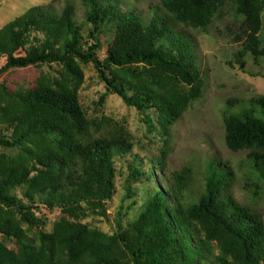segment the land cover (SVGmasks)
Wrapping results in <instances>:
<instances>
[{
    "label": "trees",
    "instance_id": "obj_1",
    "mask_svg": "<svg viewBox=\"0 0 264 264\" xmlns=\"http://www.w3.org/2000/svg\"><path fill=\"white\" fill-rule=\"evenodd\" d=\"M137 1L52 0L0 28V77L48 69L28 87L0 81V264H264V218L233 199L229 167L214 158L194 199L192 169L165 170L166 147L147 172L131 169L125 199L133 184L155 177L154 166L165 186H157L127 228L122 208L111 235L81 223L89 216L108 219L114 158L129 154L134 143L124 123L82 106L84 67L91 65L105 86L97 109L113 94L143 113L148 133L154 126L147 113L155 114L168 137V127L203 91L190 31L206 32L231 13L239 23L233 57L239 69L244 59L254 65L264 59V0H160L146 13ZM104 47L100 61L96 54ZM228 105L235 108L223 116L225 145L247 153L257 175L253 187L261 191L264 96ZM42 208L62 218L50 233L33 236L45 224L37 216Z\"/></svg>",
    "mask_w": 264,
    "mask_h": 264
},
{
    "label": "rangeland",
    "instance_id": "obj_2",
    "mask_svg": "<svg viewBox=\"0 0 264 264\" xmlns=\"http://www.w3.org/2000/svg\"><path fill=\"white\" fill-rule=\"evenodd\" d=\"M51 2L52 0H0V28L24 14L30 7L47 6ZM159 2L160 0H138L136 3L139 10L146 13L147 5ZM78 17L81 20V8H79ZM238 28L239 23H235L229 13L219 20L215 19L206 32L190 31L188 33L196 45L194 54L203 78V91L200 98L194 101L182 115L181 120L168 127V137L162 135L155 114L147 113L154 126V131L148 133L143 121V113L127 107L113 94L107 95L103 106L97 109L96 102L100 95L104 94L105 86L97 78L91 65L83 68L84 83L80 91L82 106L90 114L108 116L124 123L133 135L134 143L129 154L117 155L114 158L115 194L107 203L108 219L89 216L81 222L82 224H87L90 229L101 234L111 235L115 228L113 221L116 212L122 208L125 212L121 220L122 227L127 228L140 213L149 197L157 191V186L160 188L165 186L159 173L160 168L154 166L155 177L149 181L142 178L139 183L133 184L132 197L125 199L126 181L131 174V169L136 168L147 172L150 166L153 167L152 162H156L162 147H166L165 170L174 171L186 166L192 169L196 180L188 192V194L191 193L192 198L198 197L194 193L198 192L204 184L208 165L215 158L230 169L232 174L230 191L233 199L237 203L250 207L264 218V185L261 191L254 189L253 183L257 181V175L247 162V153L245 151L231 152L224 142L223 116L231 113L235 108L229 106L228 102H248L253 97L264 96V59L257 65L249 59H244L243 71L233 59L240 48V45L235 42V36L239 33ZM260 39L264 44V12ZM105 49V47L100 49L96 54L100 61L105 56ZM58 69L53 66L51 71L54 73ZM40 70L48 72L46 67H28L7 72L0 77V81L6 80L11 89L14 88L15 83H24L28 87L34 84ZM167 139L168 143L165 144ZM37 216L41 217L45 224L38 230L33 229L31 232L33 236L37 235L41 229L44 233H50L54 224L62 218L58 210L44 208L38 212Z\"/></svg>",
    "mask_w": 264,
    "mask_h": 264
}]
</instances>
